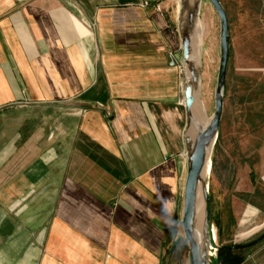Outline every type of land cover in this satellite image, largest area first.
Masks as SVG:
<instances>
[{
	"label": "crops",
	"instance_id": "1",
	"mask_svg": "<svg viewBox=\"0 0 264 264\" xmlns=\"http://www.w3.org/2000/svg\"><path fill=\"white\" fill-rule=\"evenodd\" d=\"M171 1L0 0V264H166L188 173Z\"/></svg>",
	"mask_w": 264,
	"mask_h": 264
},
{
	"label": "rangeland",
	"instance_id": "2",
	"mask_svg": "<svg viewBox=\"0 0 264 264\" xmlns=\"http://www.w3.org/2000/svg\"><path fill=\"white\" fill-rule=\"evenodd\" d=\"M219 1L229 23L230 57L223 116L207 184L215 245L224 249L249 245L264 234V0ZM196 2L171 1L169 10L179 31L187 16L183 4L192 7ZM198 22L203 45L198 56L197 95L211 120L220 68L221 23L208 0H201ZM179 231L166 264H191L182 226ZM235 254L243 259L242 264H264V240Z\"/></svg>",
	"mask_w": 264,
	"mask_h": 264
},
{
	"label": "water",
	"instance_id": "3",
	"mask_svg": "<svg viewBox=\"0 0 264 264\" xmlns=\"http://www.w3.org/2000/svg\"><path fill=\"white\" fill-rule=\"evenodd\" d=\"M216 10L220 23V68L218 83L215 93V113L209 124L198 131L195 135L192 131L194 113L192 111L196 102V95L200 86L199 66L196 64L194 54V37L199 16L201 0H197L194 6L183 4L182 10L187 11L186 18L181 23L180 37L183 50V98L188 116V129L185 136L188 173L184 189L183 217L181 226L183 228L190 253L191 264H216L219 248L215 245L213 228L211 226V207L208 197V184L203 180V172L206 168L209 151L219 137L220 124L224 108V92L226 87L227 69L230 57L229 45V23L223 6L219 0H208ZM187 72L189 74H187ZM200 185L205 193L206 218L204 226V241L200 243L196 239V207L197 196ZM264 240V234L253 243L243 246L251 248Z\"/></svg>",
	"mask_w": 264,
	"mask_h": 264
},
{
	"label": "bare ground",
	"instance_id": "4",
	"mask_svg": "<svg viewBox=\"0 0 264 264\" xmlns=\"http://www.w3.org/2000/svg\"><path fill=\"white\" fill-rule=\"evenodd\" d=\"M193 44H194L193 56L195 58L196 64L199 65L198 56H199V52L201 50V47L203 45L202 28L199 24L197 25V28H196V35L194 37V43ZM200 54H201V52H200ZM187 74H189V73L187 72ZM192 111H193L194 116H195L194 121L192 122V131H193V134L195 135L196 133H198V131L205 128L210 122V120L207 119L205 116L203 101L198 97V95H196V102L194 104ZM215 144L212 145V147L210 148L208 162H207L206 168L203 172V180L205 182H208L209 177L211 178L212 167H213V163L211 160V153H212V150H213ZM205 218H206L205 193H204L202 185H200L199 190H198L197 207H196V239L200 243H203V241H204V231L203 230H204V226H205ZM213 233H214V238L216 240L215 229H213Z\"/></svg>",
	"mask_w": 264,
	"mask_h": 264
},
{
	"label": "trees",
	"instance_id": "5",
	"mask_svg": "<svg viewBox=\"0 0 264 264\" xmlns=\"http://www.w3.org/2000/svg\"><path fill=\"white\" fill-rule=\"evenodd\" d=\"M245 247H224V249H219L218 259L216 264H242L243 259L235 254L238 250H242Z\"/></svg>",
	"mask_w": 264,
	"mask_h": 264
},
{
	"label": "built area",
	"instance_id": "6",
	"mask_svg": "<svg viewBox=\"0 0 264 264\" xmlns=\"http://www.w3.org/2000/svg\"><path fill=\"white\" fill-rule=\"evenodd\" d=\"M148 5H149V4L146 3L145 6H148ZM155 9H156V11H157L158 13H162V12H163V9H162L161 5H155ZM182 96H183V95H182Z\"/></svg>",
	"mask_w": 264,
	"mask_h": 264
}]
</instances>
